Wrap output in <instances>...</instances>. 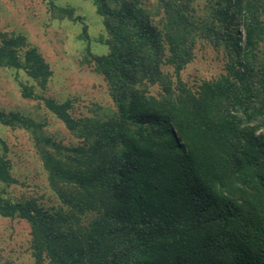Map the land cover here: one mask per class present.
Wrapping results in <instances>:
<instances>
[{
    "label": "trees",
    "instance_id": "trees-1",
    "mask_svg": "<svg viewBox=\"0 0 264 264\" xmlns=\"http://www.w3.org/2000/svg\"><path fill=\"white\" fill-rule=\"evenodd\" d=\"M147 1L93 0L108 51L85 58L111 105L78 116L71 99L23 84L76 143L0 110V123L30 129L59 202L6 196L16 180L0 148V215L29 223L34 264H264V0H213L202 22L195 0ZM198 36L228 55L224 72L192 86L181 72ZM2 66L40 90L52 73L22 35L3 34Z\"/></svg>",
    "mask_w": 264,
    "mask_h": 264
},
{
    "label": "rangeland",
    "instance_id": "rangeland-1",
    "mask_svg": "<svg viewBox=\"0 0 264 264\" xmlns=\"http://www.w3.org/2000/svg\"><path fill=\"white\" fill-rule=\"evenodd\" d=\"M211 1H194L193 13L198 21L207 19V4ZM53 3L56 9L48 0H0V44L3 34L25 36L26 42L42 53L52 72L46 88L40 90L23 69L0 67V110L30 117L39 124L36 128L39 134L73 144L77 138L45 107L41 98L25 95L23 84L34 87L37 94L59 101L71 99L73 113L78 116L91 115L99 105H111L106 80L85 58L87 48L95 54L108 51L107 33L93 0H53ZM57 7L68 10L72 17ZM238 29L243 37L242 29ZM227 55L223 45L216 47L198 36L194 57L181 77L192 86L214 78L225 71ZM0 148L10 160L11 174L16 180L4 187L5 195L13 200L34 198L45 208L56 209L59 202L47 183L30 129L0 123ZM30 243L31 228L26 220L0 215V264H34Z\"/></svg>",
    "mask_w": 264,
    "mask_h": 264
}]
</instances>
